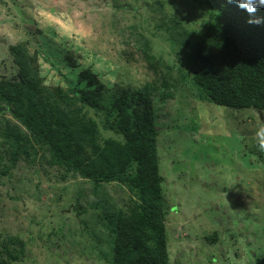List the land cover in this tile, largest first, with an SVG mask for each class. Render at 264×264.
<instances>
[{
  "label": "rangeland",
  "instance_id": "374dc122",
  "mask_svg": "<svg viewBox=\"0 0 264 264\" xmlns=\"http://www.w3.org/2000/svg\"><path fill=\"white\" fill-rule=\"evenodd\" d=\"M166 1L176 6L167 21L180 23L177 38L203 30L213 13L193 0ZM126 2L139 5L141 21L152 22L155 12L144 0H0V76L15 71L9 46L33 37L50 85H75L90 67L111 88H140L155 80L135 44L129 45L131 57L122 52L127 46L119 30L138 20L116 8ZM158 34L156 56L178 67L167 40L171 34L165 28ZM186 74L166 72L172 84L177 81L176 96L156 106L171 263L264 264V111L201 101L184 82ZM5 162L0 160V245L10 236L26 244L24 258L14 264H107L100 258L112 244L104 213L129 206L134 197L128 188L110 184L96 195L86 179L62 180L58 167L22 161L3 175Z\"/></svg>",
  "mask_w": 264,
  "mask_h": 264
},
{
  "label": "trees",
  "instance_id": "16d2710c",
  "mask_svg": "<svg viewBox=\"0 0 264 264\" xmlns=\"http://www.w3.org/2000/svg\"><path fill=\"white\" fill-rule=\"evenodd\" d=\"M144 1L155 12L150 17L154 31L151 23L139 19V5L126 2L116 7L128 9L138 19L119 30L127 46L122 50L125 57L134 55L128 49L135 44L157 73L155 80L140 88L108 87L93 67L82 71L75 85H50L40 66L43 50L33 37L9 46L15 71L12 76H0L3 175H11L22 161L29 166L41 163L64 170L60 173L64 181L70 177L90 181L96 195L115 183L132 193L134 198L126 209L104 213L112 244L100 258L107 264H172L156 108L157 101L176 96L177 81L172 84L166 72L187 71L183 80L192 84L197 90L193 95L201 101L264 111V9L256 13L260 23H249L246 11L228 0H193L209 6L213 13L203 30L181 39L176 37L183 33L177 30L180 23L168 26L171 22L167 21V15L176 16V6L166 0ZM171 2L177 4V0ZM118 23L117 19L111 26ZM163 28L171 34L167 40L178 55V67L163 65L164 60L155 54L153 37ZM111 130L110 135L104 134ZM218 238L215 233L211 241ZM0 246V264H14L25 256L26 244L20 238L10 236Z\"/></svg>",
  "mask_w": 264,
  "mask_h": 264
},
{
  "label": "clouds",
  "instance_id": "9594fccd",
  "mask_svg": "<svg viewBox=\"0 0 264 264\" xmlns=\"http://www.w3.org/2000/svg\"><path fill=\"white\" fill-rule=\"evenodd\" d=\"M230 4H235L239 9L246 11L249 15V23H260L261 20L256 18V13L259 9H264V0H228ZM264 148V143H261Z\"/></svg>",
  "mask_w": 264,
  "mask_h": 264
}]
</instances>
